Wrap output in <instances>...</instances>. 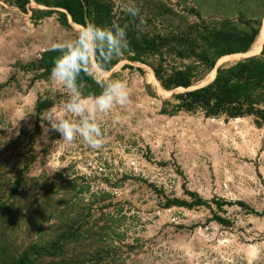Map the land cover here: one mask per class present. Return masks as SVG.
Wrapping results in <instances>:
<instances>
[{
	"label": "rangeland",
	"instance_id": "374dc122",
	"mask_svg": "<svg viewBox=\"0 0 264 264\" xmlns=\"http://www.w3.org/2000/svg\"><path fill=\"white\" fill-rule=\"evenodd\" d=\"M106 1L139 33L171 42L146 65L123 60L106 73L127 85L129 103L94 113L103 146L91 149L79 136L60 142L41 120H75L39 62L80 28L33 2L22 13L0 0V264H264L263 124L184 112L175 95L186 91H163L148 71H186L191 90L205 86L213 71L196 58L202 39L258 29L264 0ZM39 100L51 108L36 112Z\"/></svg>",
	"mask_w": 264,
	"mask_h": 264
},
{
	"label": "trees",
	"instance_id": "16d2710c",
	"mask_svg": "<svg viewBox=\"0 0 264 264\" xmlns=\"http://www.w3.org/2000/svg\"><path fill=\"white\" fill-rule=\"evenodd\" d=\"M31 2L46 9L45 15L56 13L62 26H69V23L79 28L88 23L108 26L113 21L121 26H126L127 51L120 57L123 59L118 58L111 61L108 72H111L123 60L130 64L146 65V59L158 55L161 49L171 42L159 36L150 37L139 33L137 26L133 24L134 19L122 14L117 16L114 13L113 4L106 0H14V6L25 13L26 7ZM244 24L249 26V23ZM258 27V29L250 28L249 32L213 31L202 39L208 51H215V60L210 61L207 50H203L200 55L196 56L202 63H205L209 70L213 71L209 83L201 88L189 91L193 87L192 75L186 71H173L164 77L165 72L161 67L158 69L150 67L151 79H154L163 91H186L175 95V99L179 102V109L184 112L192 113L199 109L207 118L221 115L229 119L253 116L264 126V95L256 94L258 90L264 89V33L256 50V55L259 54V57L242 60L229 68L219 67L214 72L216 61L218 63L221 59L245 55L249 51L258 35L261 24H258ZM187 45L190 48L192 44L190 45L188 41ZM60 54L58 50L49 51L43 55L39 62V68L44 71L45 75H50L54 62ZM127 68L131 67L127 66ZM79 82L87 83V87L90 88L84 91L85 97L100 94L101 87L87 74L81 73ZM260 105L263 108H260ZM50 108V100H39L36 112L40 113ZM201 204V201L194 204L178 203L180 207L187 209L201 206Z\"/></svg>",
	"mask_w": 264,
	"mask_h": 264
},
{
	"label": "clouds",
	"instance_id": "9594fccd",
	"mask_svg": "<svg viewBox=\"0 0 264 264\" xmlns=\"http://www.w3.org/2000/svg\"><path fill=\"white\" fill-rule=\"evenodd\" d=\"M128 15L135 16L138 9L133 3L126 8ZM60 51L51 69L50 79L62 85L68 95L64 108L75 120L58 117L51 112L42 121H47L45 133L58 132L60 142H72L77 136L91 149L103 146V132L96 122L95 112H109L114 105L129 103L127 85L118 79H107L111 61L124 55L128 48L126 26L113 21L108 26L94 23L82 25L78 34L70 41L54 46ZM81 73L87 74L100 87L99 95L85 97L79 86ZM91 100V108L88 101Z\"/></svg>",
	"mask_w": 264,
	"mask_h": 264
},
{
	"label": "bare ground",
	"instance_id": "6f19581e",
	"mask_svg": "<svg viewBox=\"0 0 264 264\" xmlns=\"http://www.w3.org/2000/svg\"><path fill=\"white\" fill-rule=\"evenodd\" d=\"M72 27H77V26L72 25ZM263 33H264V23H262V25H261V27L259 29V33H258L254 43L252 44V46L250 47L249 51L247 52V54H246L247 57L254 58L253 55L255 54L256 50L258 49V47H259V45H260V43L262 41ZM237 57L241 58V56H233V57H228V58H236V59H238ZM228 58H226V59H228ZM243 59L245 60V59H249V58L244 57ZM148 71H149V74H150V70H148ZM214 72H215V70H214ZM189 90H191V89H189ZM235 120L237 121L238 119H235Z\"/></svg>",
	"mask_w": 264,
	"mask_h": 264
},
{
	"label": "water",
	"instance_id": "95a60500",
	"mask_svg": "<svg viewBox=\"0 0 264 264\" xmlns=\"http://www.w3.org/2000/svg\"><path fill=\"white\" fill-rule=\"evenodd\" d=\"M259 33V32H258Z\"/></svg>",
	"mask_w": 264,
	"mask_h": 264
}]
</instances>
